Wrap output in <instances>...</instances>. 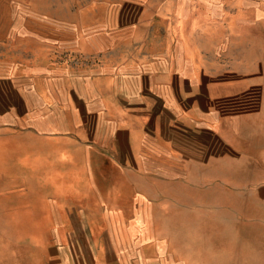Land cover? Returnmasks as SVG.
Returning <instances> with one entry per match:
<instances>
[{
    "label": "crops",
    "instance_id": "obj_1",
    "mask_svg": "<svg viewBox=\"0 0 264 264\" xmlns=\"http://www.w3.org/2000/svg\"><path fill=\"white\" fill-rule=\"evenodd\" d=\"M146 10L47 15L74 21L81 63L34 28L8 35L22 39V60L7 50L18 40L0 39V211L54 229L30 241L49 244L55 264L259 261L264 99L246 93L261 82L223 78ZM69 228L92 231L91 252L70 251L83 239Z\"/></svg>",
    "mask_w": 264,
    "mask_h": 264
},
{
    "label": "rangeland",
    "instance_id": "obj_2",
    "mask_svg": "<svg viewBox=\"0 0 264 264\" xmlns=\"http://www.w3.org/2000/svg\"><path fill=\"white\" fill-rule=\"evenodd\" d=\"M117 1V4L95 5L90 3L91 0H0V31L3 30L0 39L18 40L16 45H11L7 50L12 53L11 59L22 60L19 54L27 51L24 45H19L22 39L8 35L12 34L14 28H34L33 31L41 35L40 39L52 40L53 44L68 47L63 54L68 57V61L81 63L84 61L81 60V53H76L73 48L77 40L74 21H52L47 15L72 19L76 18L74 15L86 12L143 13L147 9V12L163 15L166 34L176 36L179 43L195 45L202 51L200 55L212 57L214 71L219 70L223 78H226L228 71H236L241 77L239 79L252 82L258 79L261 83L258 86L252 83L253 87L246 97L264 99V0H181L178 4L174 3L175 0H165V3L150 5L133 0ZM38 44L45 45L40 41ZM4 54L0 46V56ZM104 55L100 54L101 57ZM7 190L5 182H0V194H5ZM20 215L0 211V264H55L56 257L47 250L50 245H36L34 242H49L55 230L24 227L27 223L23 221L26 219ZM262 231L264 235V229ZM101 235L99 232V237ZM65 236L72 240L83 239V246L81 240L78 244L67 245L77 258H81V248L84 253L91 252L93 235L90 229L69 228ZM31 239L34 241L31 242ZM256 248L247 246L250 250ZM259 253L252 254L253 257H259V261L256 259L247 264H264V245H260ZM250 254L248 251L247 255Z\"/></svg>",
    "mask_w": 264,
    "mask_h": 264
}]
</instances>
